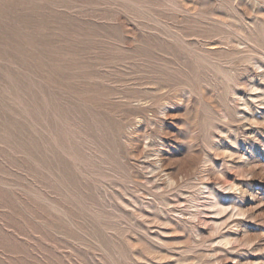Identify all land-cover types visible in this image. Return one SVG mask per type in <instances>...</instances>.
Returning a JSON list of instances; mask_svg holds the SVG:
<instances>
[{"label":"rangeland","instance_id":"rangeland-1","mask_svg":"<svg viewBox=\"0 0 264 264\" xmlns=\"http://www.w3.org/2000/svg\"><path fill=\"white\" fill-rule=\"evenodd\" d=\"M0 264H264V0H0Z\"/></svg>","mask_w":264,"mask_h":264}]
</instances>
